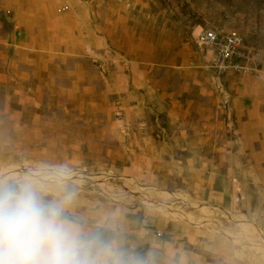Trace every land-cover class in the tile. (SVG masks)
Segmentation results:
<instances>
[{
  "label": "rangeland",
  "instance_id": "obj_1",
  "mask_svg": "<svg viewBox=\"0 0 264 264\" xmlns=\"http://www.w3.org/2000/svg\"><path fill=\"white\" fill-rule=\"evenodd\" d=\"M73 1L87 5L100 41V51L92 52L93 65L103 63L104 71L108 63L112 67L118 60L127 61L132 53L142 65L173 69L174 92L182 89L180 100L188 113L182 122L197 124L204 132L190 130L188 138H200L189 140L188 147L186 140L162 148L146 139L148 146L142 142L136 151L123 149L117 146V129L94 132L92 149L84 143L70 146L72 132L34 130L57 120L69 122L66 116L67 121L56 112L51 115L50 108H37L34 100L10 99L13 108L39 112L34 118L16 119V114L5 112L7 100L0 99V185L30 184L45 201L59 204L63 217L81 220L101 213L102 205H142L144 219L163 215L199 227L201 264H264V0ZM15 2L0 0V33L12 30ZM210 28L242 32L262 54L257 71L218 73L214 51L198 43L199 35ZM160 93L131 102L153 108L149 123L157 128L151 136L163 139L173 132L157 126L172 119L170 100L158 99ZM94 103V122L108 121L106 108L114 113L112 122L122 118V99ZM53 134L61 136L65 146H51L48 138ZM146 134L141 131L142 137ZM134 153L140 154V164L131 163ZM134 173L144 178L137 180Z\"/></svg>",
  "mask_w": 264,
  "mask_h": 264
},
{
  "label": "crops",
  "instance_id": "obj_2",
  "mask_svg": "<svg viewBox=\"0 0 264 264\" xmlns=\"http://www.w3.org/2000/svg\"><path fill=\"white\" fill-rule=\"evenodd\" d=\"M12 7V30L0 33V99L7 100L4 103L6 113L16 114V119L22 115L34 118L39 112H23L13 108L12 102L7 103L10 99L20 103L34 100L37 108H50L52 111L49 109L48 112L51 115L56 112L65 121L69 120L63 123L57 120L48 127L43 124L38 128L37 125L34 130L72 132L68 138L74 141V145L70 146L84 143L85 147L91 149L95 146L94 132L114 129H117L120 138L117 146L133 148L134 151L141 147L142 142L148 146V141L151 143L152 140L156 145L167 148L175 147L173 140H186L185 143H188L200 138L190 139L188 132L191 130L198 134L200 131L203 133L204 129L200 130L197 124L192 127L182 122L188 113L181 104L180 99L183 98L179 94L182 89L175 88L174 92L176 71L156 65H142L132 53L128 54L127 61L118 60L112 67L108 63L105 72L102 70L103 63L101 66L93 65L92 52L94 49L95 52L100 51L97 44L100 41L96 33L94 35L87 5L77 4L73 0H16ZM160 91L158 99L170 100L168 111L172 119H167L169 125L159 123L157 126L163 132H173L163 139L151 136L157 128L152 122L149 123L148 115L153 108H140V101L138 105L131 102V99L138 102L142 96L143 99H151L146 97V93L154 96ZM110 99H122V118L116 123L112 122L114 113L106 108L108 121L94 122V101ZM48 100V104L44 103ZM126 130L131 134L127 135ZM141 131L147 133L146 137L141 136ZM176 132L180 136L175 135ZM48 140L51 146H65L61 143V136L56 138L53 134ZM185 146L188 147L189 143ZM115 153L118 154V151ZM120 157L123 162L124 153ZM139 157L134 153L131 163L140 164ZM133 175L137 180L144 178L142 173ZM143 209L142 205L116 204L111 209L108 206L105 209L102 205L101 213L86 214L84 220L76 216L63 219L75 228L92 264L203 262L199 227L192 221L163 215L150 214L147 220L143 218ZM147 229L150 230L148 234Z\"/></svg>",
  "mask_w": 264,
  "mask_h": 264
},
{
  "label": "clouds",
  "instance_id": "obj_3",
  "mask_svg": "<svg viewBox=\"0 0 264 264\" xmlns=\"http://www.w3.org/2000/svg\"><path fill=\"white\" fill-rule=\"evenodd\" d=\"M0 264H92L62 207L30 184L0 185Z\"/></svg>",
  "mask_w": 264,
  "mask_h": 264
},
{
  "label": "built area",
  "instance_id": "obj_4",
  "mask_svg": "<svg viewBox=\"0 0 264 264\" xmlns=\"http://www.w3.org/2000/svg\"><path fill=\"white\" fill-rule=\"evenodd\" d=\"M198 43L214 51L213 66L220 74L253 73L257 71L262 57L260 50L240 31H235V34H221L213 31V28L205 29L199 35ZM149 232L147 229L146 233Z\"/></svg>",
  "mask_w": 264,
  "mask_h": 264
},
{
  "label": "bare ground",
  "instance_id": "obj_5",
  "mask_svg": "<svg viewBox=\"0 0 264 264\" xmlns=\"http://www.w3.org/2000/svg\"><path fill=\"white\" fill-rule=\"evenodd\" d=\"M213 31H218V32H220L221 34H235V32H228V33H224V32H222V31H219V30H217V29H213Z\"/></svg>",
  "mask_w": 264,
  "mask_h": 264
}]
</instances>
